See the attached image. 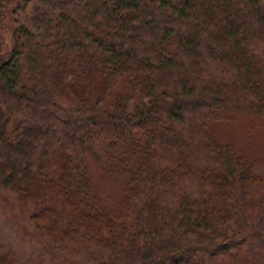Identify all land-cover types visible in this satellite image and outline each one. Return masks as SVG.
Here are the masks:
<instances>
[{
  "label": "trees",
  "instance_id": "obj_1",
  "mask_svg": "<svg viewBox=\"0 0 264 264\" xmlns=\"http://www.w3.org/2000/svg\"><path fill=\"white\" fill-rule=\"evenodd\" d=\"M50 24L0 52V188L74 264L237 257L264 197V0H85Z\"/></svg>",
  "mask_w": 264,
  "mask_h": 264
},
{
  "label": "rangeland",
  "instance_id": "obj_2",
  "mask_svg": "<svg viewBox=\"0 0 264 264\" xmlns=\"http://www.w3.org/2000/svg\"><path fill=\"white\" fill-rule=\"evenodd\" d=\"M85 0H0V52L4 56L14 44L21 25L44 36L54 13L76 15ZM261 201V202H260ZM34 204L21 205L18 196L0 188V252L14 257L19 264H74L81 261L85 250L75 241H55L45 234L32 218ZM247 212V211H246ZM251 224H256L253 239L237 257H209L207 264H264V197L258 209L247 212Z\"/></svg>",
  "mask_w": 264,
  "mask_h": 264
}]
</instances>
